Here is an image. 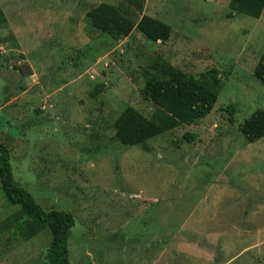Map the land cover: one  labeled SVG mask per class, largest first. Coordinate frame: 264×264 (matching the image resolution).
Segmentation results:
<instances>
[{
    "label": "rangeland",
    "instance_id": "rangeland-1",
    "mask_svg": "<svg viewBox=\"0 0 264 264\" xmlns=\"http://www.w3.org/2000/svg\"><path fill=\"white\" fill-rule=\"evenodd\" d=\"M230 2L145 0L140 13L129 0H0V140L16 182L75 218L71 264H264V138L240 131L264 110L254 75L264 13L230 19ZM101 3L158 19L172 36L156 43L135 29L114 40L87 20ZM159 58L197 77L216 71L218 101L196 123L124 147L114 123L129 106L156 111L142 71ZM20 211L0 182V264H45L51 233L15 236Z\"/></svg>",
    "mask_w": 264,
    "mask_h": 264
},
{
    "label": "trees",
    "instance_id": "trees-1",
    "mask_svg": "<svg viewBox=\"0 0 264 264\" xmlns=\"http://www.w3.org/2000/svg\"><path fill=\"white\" fill-rule=\"evenodd\" d=\"M129 1L135 4L140 13L144 11L145 0ZM229 7L230 19L236 18L237 14L260 19L264 13V0H231ZM129 12L120 6L101 3L88 11L86 17L93 28L117 41L129 37L135 29L152 42L167 43L170 40L173 32L170 25L148 15L136 21ZM142 72L146 84L141 95L156 107V111L147 117L130 106L124 110L114 123L115 138L124 147L146 146L150 139L182 125L196 123L208 116L218 101L221 80L215 75L216 71L197 77L159 58ZM211 75L214 76L213 82L209 83ZM254 75L264 86V55L259 59ZM104 88L105 84H98L91 97L98 96ZM227 110L232 115L230 121L235 123L233 115L238 107L233 104ZM240 131L249 143L263 139L264 110L254 112L240 126ZM187 138L193 140L194 136L188 134ZM11 161L9 147L0 140L2 190L8 205L21 207V211L15 214L17 228L14 235L24 232L25 238L30 240L45 227L48 228L52 238L44 258L45 264H71L69 240L71 230L76 225L75 218L71 213L56 208L49 211L43 209L31 193L16 182Z\"/></svg>",
    "mask_w": 264,
    "mask_h": 264
},
{
    "label": "water",
    "instance_id": "water-1",
    "mask_svg": "<svg viewBox=\"0 0 264 264\" xmlns=\"http://www.w3.org/2000/svg\"><path fill=\"white\" fill-rule=\"evenodd\" d=\"M5 61H7V60H5Z\"/></svg>",
    "mask_w": 264,
    "mask_h": 264
}]
</instances>
